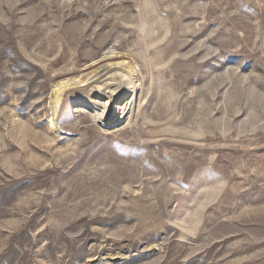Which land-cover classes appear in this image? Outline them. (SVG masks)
Instances as JSON below:
<instances>
[{
	"label": "rangeland",
	"instance_id": "obj_1",
	"mask_svg": "<svg viewBox=\"0 0 264 264\" xmlns=\"http://www.w3.org/2000/svg\"><path fill=\"white\" fill-rule=\"evenodd\" d=\"M109 49L132 114L50 123ZM0 264H264V0H0Z\"/></svg>",
	"mask_w": 264,
	"mask_h": 264
},
{
	"label": "bare ground",
	"instance_id": "obj_2",
	"mask_svg": "<svg viewBox=\"0 0 264 264\" xmlns=\"http://www.w3.org/2000/svg\"><path fill=\"white\" fill-rule=\"evenodd\" d=\"M90 67L93 68L90 72L69 76L54 85L50 123L58 124L57 110L72 86L83 92L86 99L74 100L69 109L71 113L78 112L85 104L88 112L94 113L93 118L105 127L113 120L123 121L132 114L142 98L141 88L136 85L138 72L135 65L131 61L121 60L120 55L109 49L97 57ZM111 109H116V118L110 114Z\"/></svg>",
	"mask_w": 264,
	"mask_h": 264
}]
</instances>
